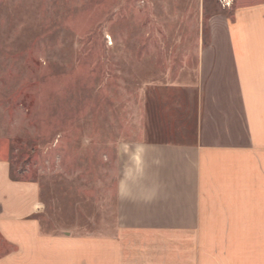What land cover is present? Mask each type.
<instances>
[{"label": "crops", "instance_id": "crops-1", "mask_svg": "<svg viewBox=\"0 0 264 264\" xmlns=\"http://www.w3.org/2000/svg\"><path fill=\"white\" fill-rule=\"evenodd\" d=\"M220 22L196 111L151 99L142 137L119 143L109 232L47 225L41 183L0 156V264H264V0H234Z\"/></svg>", "mask_w": 264, "mask_h": 264}, {"label": "rangeland", "instance_id": "rangeland-1", "mask_svg": "<svg viewBox=\"0 0 264 264\" xmlns=\"http://www.w3.org/2000/svg\"><path fill=\"white\" fill-rule=\"evenodd\" d=\"M232 12L219 0H0V156L41 183L47 225L109 232L119 143L142 137L151 99L196 111L199 50Z\"/></svg>", "mask_w": 264, "mask_h": 264}, {"label": "built area", "instance_id": "built-area-1", "mask_svg": "<svg viewBox=\"0 0 264 264\" xmlns=\"http://www.w3.org/2000/svg\"><path fill=\"white\" fill-rule=\"evenodd\" d=\"M223 7H229L233 4L234 0H219Z\"/></svg>", "mask_w": 264, "mask_h": 264}]
</instances>
